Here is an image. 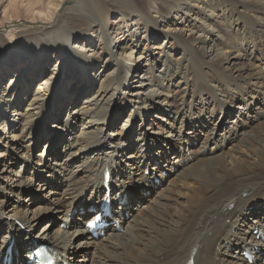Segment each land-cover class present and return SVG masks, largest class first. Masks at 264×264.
I'll list each match as a JSON object with an SVG mask.
<instances>
[{
    "label": "bare ground",
    "instance_id": "obj_1",
    "mask_svg": "<svg viewBox=\"0 0 264 264\" xmlns=\"http://www.w3.org/2000/svg\"><path fill=\"white\" fill-rule=\"evenodd\" d=\"M104 172L130 218L95 240ZM262 232L264 0H0V263L38 238L67 264H264Z\"/></svg>",
    "mask_w": 264,
    "mask_h": 264
},
{
    "label": "rangeland",
    "instance_id": "obj_2",
    "mask_svg": "<svg viewBox=\"0 0 264 264\" xmlns=\"http://www.w3.org/2000/svg\"><path fill=\"white\" fill-rule=\"evenodd\" d=\"M205 39H207L206 37H205ZM154 52H156V51H154ZM259 63V62H258ZM235 105H238V102H235ZM66 132V131H65ZM46 140H43L42 141V145L44 144V142H45ZM59 144H61L62 145V142H57V144H55V145H59ZM41 145V146H42ZM40 146V147H41ZM39 152H41V149H39V151L37 152V153H39ZM167 171V170H166ZM34 183H36V182H34ZM33 187H35V189H34V194H33V196L34 197H36V198H31L29 201H28V205L29 206H35L36 204H38V200H37V198H39V197H37V196H39L40 195V188H38L37 186H36V184L33 186ZM56 187V186H55ZM38 193V194H37ZM4 196V194H1V198ZM11 199L13 198L11 195L9 196ZM36 200V201H35ZM16 201H17V197H14L13 199H12V202L15 204L16 203ZM32 201V202H31ZM34 201V202H33ZM32 204V205H31ZM62 219L63 220H65V221H68L67 220V216H65V217H63V218H61L60 220L62 221ZM74 220V219H73ZM114 220V219H113ZM69 222V221H68ZM74 223H75V220L73 221ZM69 223H71V221L69 222ZM43 224H47V226L49 227V226H51V227H53L54 228V226H56L57 225V221H54V220H52V221H50V219L47 217V216H44L43 218H42V220H41V222H40V225H43ZM114 224V223H113ZM113 227V226H112ZM36 239V238H35ZM31 240V239H30ZM41 241V240H40ZM34 243H36V242H34ZM76 258H79L80 259V261H78V263L79 264H88V263H90V261H83V259H81L80 258V256L79 255H77V257Z\"/></svg>",
    "mask_w": 264,
    "mask_h": 264
}]
</instances>
